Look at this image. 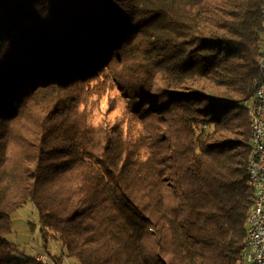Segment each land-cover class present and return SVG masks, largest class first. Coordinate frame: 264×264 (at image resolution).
<instances>
[{"label": "trees", "instance_id": "obj_1", "mask_svg": "<svg viewBox=\"0 0 264 264\" xmlns=\"http://www.w3.org/2000/svg\"><path fill=\"white\" fill-rule=\"evenodd\" d=\"M263 54L264 0H0V264L27 203L79 264H243Z\"/></svg>", "mask_w": 264, "mask_h": 264}, {"label": "rangeland", "instance_id": "obj_2", "mask_svg": "<svg viewBox=\"0 0 264 264\" xmlns=\"http://www.w3.org/2000/svg\"><path fill=\"white\" fill-rule=\"evenodd\" d=\"M109 98L114 99L113 109L109 119L119 116L123 111V101L111 94L100 100V110L95 111L97 119L106 108H109ZM101 117V116H100ZM12 231L6 236V241L14 248V256L28 257L33 259L43 258L45 264H54V261L62 258V264H79L73 258H67L58 242L53 240L44 241L39 223V216L32 204L27 203L11 216ZM43 264V263H42Z\"/></svg>", "mask_w": 264, "mask_h": 264}, {"label": "built area", "instance_id": "obj_3", "mask_svg": "<svg viewBox=\"0 0 264 264\" xmlns=\"http://www.w3.org/2000/svg\"><path fill=\"white\" fill-rule=\"evenodd\" d=\"M263 82H257L256 92H253L248 104H253L254 112H261L259 124V140L255 145L254 173L258 178V185L262 188V195L259 199L258 220H254L252 230V250H259L258 264H264V54L262 57ZM37 262L45 264L43 258Z\"/></svg>", "mask_w": 264, "mask_h": 264}, {"label": "bare ground", "instance_id": "obj_4", "mask_svg": "<svg viewBox=\"0 0 264 264\" xmlns=\"http://www.w3.org/2000/svg\"><path fill=\"white\" fill-rule=\"evenodd\" d=\"M263 57V56H262ZM257 82H263V66H262V58L259 63V77L256 79L252 85V94L256 92V84ZM252 97V96H251ZM251 99V98H250ZM246 107L249 111L250 118V126H251V157L249 161L248 168V186L253 191L254 194V204L253 208L249 214L247 220V231L246 237L242 246V262L243 264H258L259 250H252V230L254 220H258L259 213V199L262 195V188L258 185V178L256 173H254V163H255V145L259 140V124L258 119H261V112H254L253 104L246 103Z\"/></svg>", "mask_w": 264, "mask_h": 264}]
</instances>
